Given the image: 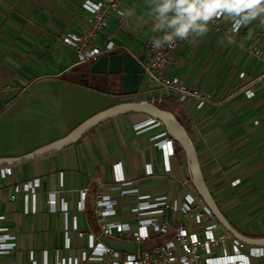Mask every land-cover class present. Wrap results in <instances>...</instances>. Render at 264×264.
Masks as SVG:
<instances>
[{"label":"crops","instance_id":"1","mask_svg":"<svg viewBox=\"0 0 264 264\" xmlns=\"http://www.w3.org/2000/svg\"><path fill=\"white\" fill-rule=\"evenodd\" d=\"M84 1L0 0V89L8 86L0 94V103L11 101L17 91L43 85L75 88L73 77L72 80L63 77L73 75L74 69H85V65L77 64L74 49L65 45L63 38L80 36L83 26L91 20V15L81 7ZM120 9L132 12L131 16H125L127 24L118 27L116 17L110 14L107 23L112 37L100 32L92 46L103 51L106 42L112 41L119 48L115 52L126 51L140 61L145 56V41L154 35L148 0H123ZM253 44L264 49V24L259 19L244 27L239 43H229L224 35L209 31L195 42L186 40L170 54L165 73L211 96L201 108L189 99L180 103L176 96L157 89L148 92L142 81L140 86L146 91L141 92L142 97L133 95L132 100L118 103L153 101L183 119L204 181L218 208L238 233L260 239L264 238V63L248 53L247 48ZM245 91H252L254 97L247 99ZM145 122L142 115L115 118L90 130L72 147L12 167L10 178L0 177V214L6 217L3 226L15 237V248L0 256V264H30V251L37 264H42L45 250L47 264L55 263L56 250L61 257L77 256L85 246V239L76 238L72 232L70 250L62 249V216L48 213L46 193L57 191L58 199L68 204L69 219L75 216L80 230L93 229L91 202L87 201L86 213L77 211L79 192L94 189L95 179L109 185L116 163H121L125 176L143 191L155 194L164 191L171 197H180L183 191L178 184L189 182L184 156L174 154L169 159L171 173L168 177L164 175L160 152L150 140L159 130L146 129L139 134L134 130L135 125L143 127ZM40 147L0 158L20 157ZM145 151H149V160L141 158L139 166L132 164ZM146 164L153 165V177H145ZM35 178L40 180L38 212L25 216L20 213V198L16 203L8 202L7 198L14 184ZM80 214L82 221L78 218Z\"/></svg>","mask_w":264,"mask_h":264},{"label":"built area","instance_id":"2","mask_svg":"<svg viewBox=\"0 0 264 264\" xmlns=\"http://www.w3.org/2000/svg\"><path fill=\"white\" fill-rule=\"evenodd\" d=\"M123 0L84 1L82 9L91 15L83 26V34L70 35L63 38V43L74 49L78 65H87L96 61L104 53L118 51L112 41H107L104 50L92 46L98 33L108 38L107 23L110 14L116 17L118 27L126 25L125 15H121L120 5ZM231 32V22L220 18L210 26V31L229 38L232 43L240 42V35ZM186 41V40H185ZM185 41H177L172 46L155 49L148 39L144 43L145 56L137 61L142 69V82L148 92L157 89L163 93L174 95L178 102L187 99L194 102L197 108L209 103L211 96L185 85L180 79L165 73L168 57ZM248 53L264 63V49L253 44L247 48ZM240 78L243 74L240 73ZM8 86L0 89V94ZM244 96L252 99L254 93L245 91ZM264 101V99H263ZM154 103L153 101H151ZM160 103V101H158ZM146 129H157L159 132L150 140L160 152L164 175L171 173L169 159L174 156V143L170 140L162 126L152 119L146 118L144 126H134L137 134ZM147 178L155 175L152 164L144 166ZM0 177H11V168L0 170ZM62 186V174H59ZM94 189L79 192L77 211L87 212V201L91 202V218L94 228L82 231L78 228L77 218L68 217L69 207L64 199H58L57 191L46 193L45 205L48 213H60L62 216L63 250H70L69 234L85 239V246L77 256L61 257L55 251L54 264H252L259 261L264 264V248H250L234 239L215 221L211 212L199 199L188 181L178 184L183 191L180 197H171L166 192L150 193L140 189L128 179L122 170L121 163L112 166V178L109 185L101 179L94 180ZM40 189L38 178L21 184H14L7 201L16 203L20 198V213L34 216L37 214V197ZM121 209H125L121 212ZM6 217L0 214V256L8 254L15 248V237L3 226ZM143 233V234H142ZM105 236L117 241L132 243L136 246L134 253H123L105 246L100 237ZM30 264H37L33 251L28 253ZM42 264H47V251L42 252Z\"/></svg>","mask_w":264,"mask_h":264},{"label":"water","instance_id":"3","mask_svg":"<svg viewBox=\"0 0 264 264\" xmlns=\"http://www.w3.org/2000/svg\"><path fill=\"white\" fill-rule=\"evenodd\" d=\"M84 68L86 69L87 74L90 76H118L120 78L119 94L122 97L136 95L141 85L142 69L138 62L126 51L121 53L115 51L104 53L93 63L85 65ZM82 85L99 91L98 87H93L91 85L88 86L87 82ZM100 91H104V89ZM126 115H142L159 123L167 136H169L177 144L178 148L183 154L188 172L189 183L199 199L211 212L215 221L219 223L225 232H227L230 236L241 242L246 247L264 248V238L253 239L246 237L238 233L231 226V224L218 208V205L214 201L204 181L195 148L186 131L170 111L161 109L152 102L134 101L114 105L91 116L60 140L46 144L20 157L0 158V170L16 167L28 162L56 155L72 147L93 127ZM100 241L105 246L119 252L134 253L136 250V246L132 243L117 241L105 236H101Z\"/></svg>","mask_w":264,"mask_h":264},{"label":"rangeland","instance_id":"4","mask_svg":"<svg viewBox=\"0 0 264 264\" xmlns=\"http://www.w3.org/2000/svg\"><path fill=\"white\" fill-rule=\"evenodd\" d=\"M72 77L75 88L43 85L29 91H17L11 101L0 103V155L22 153L48 144L98 112L119 104L116 98L81 85L77 75ZM141 92L146 93L142 86L136 95L141 96ZM132 99L124 97L121 100ZM149 157V151H145L135 157L132 164L139 166L141 158L145 161ZM173 194L178 196L176 192ZM78 218L82 221L83 215ZM82 227L86 229L84 225ZM252 264L260 262L252 261Z\"/></svg>","mask_w":264,"mask_h":264},{"label":"clouds","instance_id":"5","mask_svg":"<svg viewBox=\"0 0 264 264\" xmlns=\"http://www.w3.org/2000/svg\"><path fill=\"white\" fill-rule=\"evenodd\" d=\"M148 5L155 49L177 41L195 42L220 18L231 22L232 33L258 19L264 24V0H148ZM121 15L131 16L132 12ZM228 42H233L231 36Z\"/></svg>","mask_w":264,"mask_h":264},{"label":"flooded vegetation","instance_id":"6","mask_svg":"<svg viewBox=\"0 0 264 264\" xmlns=\"http://www.w3.org/2000/svg\"><path fill=\"white\" fill-rule=\"evenodd\" d=\"M79 77L80 84L88 83V86L98 87L102 92H106L112 96H115L118 102H121L122 96L119 94L120 90V78L118 76H90L87 74L86 69H81L74 72Z\"/></svg>","mask_w":264,"mask_h":264},{"label":"trees","instance_id":"7","mask_svg":"<svg viewBox=\"0 0 264 264\" xmlns=\"http://www.w3.org/2000/svg\"><path fill=\"white\" fill-rule=\"evenodd\" d=\"M75 70V72H76V69H74ZM74 70L72 71L73 73V75H70V76H67V75H65L63 78L65 79H71L72 80V76H74L75 74H74ZM161 109H164L162 106H159ZM165 110V109H164ZM174 116H175V118L179 121V123L182 125V127L184 128V130L186 131V133H187V135L189 136V138L191 139V137H190V135H189V132H188V129H187V127H186V125H185V123L183 122V119H181V118H178L175 114H173ZM168 138L170 139V140H172L169 136H168ZM173 141V140H172ZM191 141H192V139H191ZM173 143H174V154H175V156H180L181 155V151H180V149L178 148V146H177V144L173 141ZM193 143V142H192ZM194 146V145H193Z\"/></svg>","mask_w":264,"mask_h":264},{"label":"snow or ice","instance_id":"8","mask_svg":"<svg viewBox=\"0 0 264 264\" xmlns=\"http://www.w3.org/2000/svg\"><path fill=\"white\" fill-rule=\"evenodd\" d=\"M143 234V233H142Z\"/></svg>","mask_w":264,"mask_h":264}]
</instances>
